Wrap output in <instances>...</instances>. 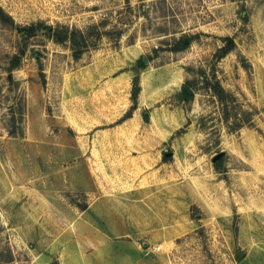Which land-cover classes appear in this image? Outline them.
<instances>
[{
  "label": "rangeland",
  "instance_id": "obj_1",
  "mask_svg": "<svg viewBox=\"0 0 264 264\" xmlns=\"http://www.w3.org/2000/svg\"><path fill=\"white\" fill-rule=\"evenodd\" d=\"M0 264H264V0H0Z\"/></svg>",
  "mask_w": 264,
  "mask_h": 264
},
{
  "label": "trees",
  "instance_id": "obj_2",
  "mask_svg": "<svg viewBox=\"0 0 264 264\" xmlns=\"http://www.w3.org/2000/svg\"><path fill=\"white\" fill-rule=\"evenodd\" d=\"M42 28L47 31V36L51 41L55 43L68 42L70 44V49L72 50V57L74 60L80 59L81 56L84 54V52L89 48L85 34L77 29H69L67 27H52V26H45L43 24H39L35 27L32 26L31 28H29L28 34L33 35L34 32ZM224 42L226 45L220 48L218 51L219 58L224 57L235 47L233 41L230 38H225ZM180 48H181L180 45L176 46V50H179ZM138 67L140 69H143L145 67L142 58L138 61ZM212 90L214 94L218 97V100L221 104L226 103V100L228 98H231L224 92L222 87L217 82L212 85ZM182 96H183V100L185 101H188L191 98V95H188L184 89L182 90ZM227 118L228 115L225 112V116L223 118L225 122H227ZM163 160L167 161L168 159L165 157ZM216 163L220 165V161H216Z\"/></svg>",
  "mask_w": 264,
  "mask_h": 264
},
{
  "label": "water",
  "instance_id": "obj_3",
  "mask_svg": "<svg viewBox=\"0 0 264 264\" xmlns=\"http://www.w3.org/2000/svg\"><path fill=\"white\" fill-rule=\"evenodd\" d=\"M143 63H146L145 59L142 58ZM184 90L187 92L188 95H191V92L185 87ZM169 155V154H168ZM223 156V152L218 153L212 158V162L215 163L216 161H219L221 157Z\"/></svg>",
  "mask_w": 264,
  "mask_h": 264
},
{
  "label": "crops",
  "instance_id": "obj_4",
  "mask_svg": "<svg viewBox=\"0 0 264 264\" xmlns=\"http://www.w3.org/2000/svg\"><path fill=\"white\" fill-rule=\"evenodd\" d=\"M132 118H131V120L129 121V125H132L133 124V122H132ZM135 121H136V119H134ZM126 132H130V130H126Z\"/></svg>",
  "mask_w": 264,
  "mask_h": 264
}]
</instances>
